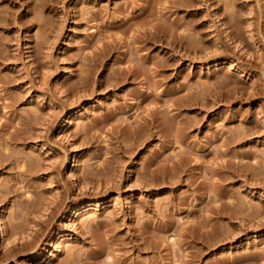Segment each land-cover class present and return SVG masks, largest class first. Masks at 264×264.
Segmentation results:
<instances>
[{"label":"rangeland","instance_id":"obj_1","mask_svg":"<svg viewBox=\"0 0 264 264\" xmlns=\"http://www.w3.org/2000/svg\"><path fill=\"white\" fill-rule=\"evenodd\" d=\"M262 3L0 0V264H263Z\"/></svg>","mask_w":264,"mask_h":264},{"label":"bare ground","instance_id":"obj_2","mask_svg":"<svg viewBox=\"0 0 264 264\" xmlns=\"http://www.w3.org/2000/svg\"><path fill=\"white\" fill-rule=\"evenodd\" d=\"M172 3V2H171ZM175 3V2H174ZM177 3L178 2H176V5H177ZM179 4V3H178ZM172 6H173V4H172ZM170 7H171V5H170ZM173 7H175V5L173 6ZM177 7V6H176ZM179 7V6H178ZM151 5H149V6H147V7H142V8H140V10H139V17H143L145 14V16L142 18V22H144V23H146V22H149L150 20L148 19V20H146L147 19V17H148V15H147V13L149 14V10H151ZM173 9V8H172ZM177 9V8H176ZM262 9L264 10V0H263V3H262ZM7 19V18H6ZM3 21V19H0V23ZM157 26V25H156ZM123 27V29H124V27H125V24H124V26H122ZM152 28V27H151ZM150 28V30H152ZM156 28V27H155ZM149 29V28H148ZM153 29H154V27H153ZM150 30H146L145 31V35H152V36H150L151 38L152 37H155V39H156V34H158V33H155L157 30H153V32H151ZM159 32V31H158ZM160 33V32H159ZM149 37V36H148ZM159 37V35L157 36V38ZM160 37H163V36H160ZM147 37L145 36V39H146ZM147 39H149V38H147ZM146 39V40H147ZM152 41H153V39H151ZM158 40V39H157ZM150 41V40H149ZM165 65V64H164ZM96 68V67H95ZM95 68H91L93 71H95ZM161 68H162V66H161ZM138 69H140V68H136V71L135 70H132L131 68H129V67H127V68H119L118 70H116V71H114L113 73V76H112V84L110 83V85H107L106 83H105V86H111V87H115V88H117V89H121L124 85H126L127 83H129V82H132L133 80H135L136 79V77H137V75H138V72L140 71H138ZM162 69H164V67L162 68ZM91 70V73H93V71ZM165 70V69H164ZM104 71V70H103ZM103 71H101L100 72V74H99V76H101L102 75V73H103ZM164 72V71H163ZM90 73V72H89ZM142 73V71H140V74ZM131 77H133V79H131V81H130V78ZM84 85H86V84H84ZM83 85V86H84ZM94 85L95 86H104V82H103V80H98V79H96V80H94ZM84 88V87H83ZM157 99V98H156ZM140 100L142 101L143 100V96H140ZM155 113H157V108H155V110L152 112V118L150 119V120H148L147 118H143L142 119V122H143V124L144 125H146V128H147V131L148 132H146V133H148V136L149 137H153L154 135H155V133L152 131V128H153V117L155 116L154 114ZM154 115V116H153ZM124 128H129V125L128 124H126V125H124ZM144 135V134H143ZM143 135H141V136H143ZM5 157H6V155H5ZM4 157V158H5ZM3 158V159H4ZM87 209H89V210H91V209H93L92 207H88ZM261 213V211L258 209V210H256V214H260ZM39 224L41 225L42 224V222H39ZM42 226V225H41ZM43 232H44V230H43ZM42 232H40V234H41ZM37 234H35V236H34V238L36 239L37 238ZM30 245L33 243V240L32 241H29L28 242ZM27 242H26V244H28ZM17 244H12L11 246H9V248H7L6 249V252L4 253L5 254V259L6 260H11V259H13L14 257H15V253H14V248H15V246H16ZM136 248L138 249V248H140V245L137 243L136 245ZM254 256V255H253ZM249 257H250V255H249ZM252 257V256H251ZM255 257H257L258 258V256H256L255 255ZM247 258H248V256H247ZM243 259V258H242ZM249 259H251V258H249ZM249 259H246V260H242V261H238L239 262V264L241 263V264H244V263H251V260H249ZM255 259L256 258H254V259H252L253 261H255ZM258 260V259H257ZM259 260H260V257H259ZM253 264V263H252ZM262 264V263H261ZM264 264V263H263Z\"/></svg>","mask_w":264,"mask_h":264}]
</instances>
